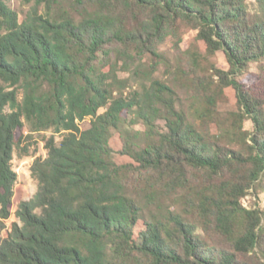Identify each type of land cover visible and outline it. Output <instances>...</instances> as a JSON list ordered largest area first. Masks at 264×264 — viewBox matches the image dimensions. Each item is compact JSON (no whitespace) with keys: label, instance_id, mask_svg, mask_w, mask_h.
<instances>
[{"label":"trees","instance_id":"trees-1","mask_svg":"<svg viewBox=\"0 0 264 264\" xmlns=\"http://www.w3.org/2000/svg\"><path fill=\"white\" fill-rule=\"evenodd\" d=\"M23 3L0 0V264H264V0ZM185 31L183 105L153 74Z\"/></svg>","mask_w":264,"mask_h":264},{"label":"rangeland","instance_id":"rangeland-1","mask_svg":"<svg viewBox=\"0 0 264 264\" xmlns=\"http://www.w3.org/2000/svg\"><path fill=\"white\" fill-rule=\"evenodd\" d=\"M5 2L10 7V9H12L18 14L20 20L25 17L26 13L31 7V5L24 4L23 0H5ZM193 37L194 32H183V39L180 44L181 51H178L175 48L174 41L171 38H168L160 47V52L163 53L164 60L160 62V64L157 66L156 71L153 74V78L158 79L159 81L167 84L168 86L176 90L183 105L188 104V91L185 88V83L183 81L181 72H178L177 67H182V65L185 63L182 51H184L192 42ZM214 62L218 68L225 69L227 67L225 59L221 53L217 54L214 59ZM255 73L256 68L254 65H251L248 71L241 77V81H251L252 75ZM129 75L130 74L125 73L119 74L121 78L128 77ZM145 78V74L143 73L132 75L131 81L129 82V87L126 92L128 93L129 91L136 89L138 83L140 81H145ZM158 127L163 128V122L159 121ZM244 128L250 130L251 123L249 121L244 122ZM43 135L45 137H49L51 133L46 132L42 133L41 135H34V140L38 143V145L36 146L37 152L35 157L46 156V152L43 149V143H39ZM56 141H58V137H56ZM35 157L19 158L16 153L14 154L12 167L17 175V180L15 183V195L13 198V206L11 208L12 213L16 211L19 202L31 199L36 192V182L30 176V167ZM242 204L249 209H264V193H251L244 200H242ZM6 226L7 228L10 227V222H6ZM5 236L6 231L4 230L1 232L0 237L4 238Z\"/></svg>","mask_w":264,"mask_h":264}]
</instances>
